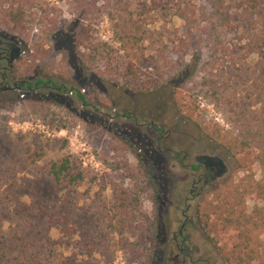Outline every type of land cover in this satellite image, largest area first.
<instances>
[{"label":"rangeland","instance_id":"rangeland-1","mask_svg":"<svg viewBox=\"0 0 264 264\" xmlns=\"http://www.w3.org/2000/svg\"><path fill=\"white\" fill-rule=\"evenodd\" d=\"M247 1L0 0L13 76L66 87L0 94V264H264V20ZM18 5L21 32L4 23ZM203 156L228 171L185 202Z\"/></svg>","mask_w":264,"mask_h":264},{"label":"flooded vegetation","instance_id":"flooded-vegetation-1","mask_svg":"<svg viewBox=\"0 0 264 264\" xmlns=\"http://www.w3.org/2000/svg\"><path fill=\"white\" fill-rule=\"evenodd\" d=\"M21 58V49L16 46L14 43L3 40L0 37V94H15L19 92H31L37 89H51V90H57V91H65L66 87L63 88H56L55 86H49V84L52 83L51 80L49 81H41L37 80L34 85L32 86L28 81L26 80H19L16 76V78L13 76V69L15 64H17L20 61ZM42 82V83H41ZM41 83V84H40ZM150 128L155 129V131H158L159 128H157L154 124L150 126ZM166 136H161L158 139V142L163 141ZM205 157H218L219 156H203L198 157L196 160V164L190 165H184L183 168L185 170L190 171V177H191V183H190V190H189V197L191 198H185V202H188L190 199L197 198L204 189L211 183L216 182L219 180L222 176H224L228 168L226 164L224 163L223 159L222 162L224 163L226 167V172L223 174H217L218 173V166L215 165H208L205 163L204 158ZM188 155L185 154L183 157V161L187 160ZM182 164V163H181ZM186 209L183 211V216L186 217ZM186 223H183L180 231L179 236H183V231L185 229ZM183 246V245H182ZM181 254L184 255V248L180 249ZM186 259V256H184Z\"/></svg>","mask_w":264,"mask_h":264},{"label":"trees","instance_id":"trees-1","mask_svg":"<svg viewBox=\"0 0 264 264\" xmlns=\"http://www.w3.org/2000/svg\"><path fill=\"white\" fill-rule=\"evenodd\" d=\"M212 6L219 9L223 6L224 0H211ZM247 5L253 11H257L259 18L264 20V0H248ZM27 11L23 6H16V8L10 7L7 9L4 23L7 26H12L16 31H25L28 29L29 21L26 15ZM42 83V82H41ZM40 83V84H41ZM78 99L82 101V97L79 95ZM53 174L58 182L61 181L62 175L67 171L64 165L58 166L57 164L52 167Z\"/></svg>","mask_w":264,"mask_h":264},{"label":"water","instance_id":"water-1","mask_svg":"<svg viewBox=\"0 0 264 264\" xmlns=\"http://www.w3.org/2000/svg\"><path fill=\"white\" fill-rule=\"evenodd\" d=\"M204 161L208 165L218 166V175L225 173L227 170L222 160L218 157H205Z\"/></svg>","mask_w":264,"mask_h":264}]
</instances>
